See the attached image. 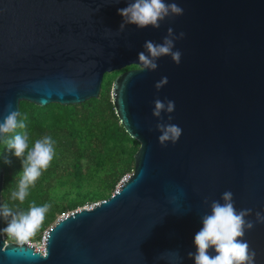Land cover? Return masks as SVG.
Returning a JSON list of instances; mask_svg holds the SVG:
<instances>
[{"label":"water","instance_id":"1","mask_svg":"<svg viewBox=\"0 0 264 264\" xmlns=\"http://www.w3.org/2000/svg\"><path fill=\"white\" fill-rule=\"evenodd\" d=\"M128 2L0 0V122L10 110L20 114L21 102L98 99L106 74L136 66L115 78L111 96L139 144L132 173L108 199L59 216L44 253L0 234V264H194L188 253L202 217L225 191L237 211L252 210L254 227L242 239L264 264V223L255 215H264V0H165L183 14L158 29L121 31L117 10ZM169 28L184 33L173 49L180 63L164 56L144 70L145 41L162 43ZM156 99L174 101V111L153 116ZM159 123L182 129L176 143H159ZM4 179L0 165L2 205Z\"/></svg>","mask_w":264,"mask_h":264},{"label":"trees","instance_id":"2","mask_svg":"<svg viewBox=\"0 0 264 264\" xmlns=\"http://www.w3.org/2000/svg\"><path fill=\"white\" fill-rule=\"evenodd\" d=\"M122 71L106 74L101 95L80 105L50 104L41 107L21 102L18 123L26 127L6 134L0 142V165L4 169V204L14 212H27L33 204L50 205L34 238L42 234L63 214L108 199L120 181L134 169V155L139 144L132 139L116 116L112 102L113 81ZM29 134V148L37 139L50 136L54 157L47 170L28 189L23 202L11 198L22 171V164L7 148V141L17 134ZM7 158L11 163H5ZM73 188L74 193L70 190ZM6 226L4 222V227Z\"/></svg>","mask_w":264,"mask_h":264},{"label":"clouds","instance_id":"3","mask_svg":"<svg viewBox=\"0 0 264 264\" xmlns=\"http://www.w3.org/2000/svg\"><path fill=\"white\" fill-rule=\"evenodd\" d=\"M123 18L120 30L123 31L127 25H135L138 29L148 26L158 29L160 22L170 16H180L183 9L177 3H165V0H134L128 2L127 7L117 10ZM184 33L174 35L171 28L162 43L145 41L144 51L138 53V61L144 70L155 71L158 68L157 60L164 56H170L177 65L181 61V52L173 51L174 42L182 39ZM168 83V78L162 77L155 84L157 90ZM11 109V105H9ZM175 109L174 101L163 102L160 99L154 101L153 116L161 118L162 112L172 113ZM17 111L10 110L8 115L0 122V140L5 139L6 134L14 132L17 127L25 128L23 123H18ZM171 120V116H169ZM161 135L158 137L161 145L167 142L173 144L178 141L182 129L175 124L159 123L156 125ZM54 141L50 136L37 139L34 145L29 148V134H17L13 139L7 141V148L12 154L21 160L22 171L18 174L19 180L16 190L12 191L11 198L23 202L28 195L30 186H34L42 172L47 170L54 157ZM5 163H11L5 158ZM221 203L213 200L210 204V214L202 217V228L194 236L195 252H189L188 256L194 260V264H255L256 253L250 249L249 244L242 238L245 230L254 227L252 221L246 220L251 215V209L237 211L234 207L233 193L225 191ZM205 203H208L205 200ZM50 205L45 203L42 206H31L27 212H14L10 207L0 204V218L6 226L0 229V234H7L8 237L23 244L35 235L45 219ZM256 222L264 223V215L256 214ZM213 250L215 255H210ZM43 258H46L44 256Z\"/></svg>","mask_w":264,"mask_h":264},{"label":"built area","instance_id":"4","mask_svg":"<svg viewBox=\"0 0 264 264\" xmlns=\"http://www.w3.org/2000/svg\"><path fill=\"white\" fill-rule=\"evenodd\" d=\"M94 205V204H93ZM93 205H91V206H86L87 208H91ZM4 240L6 241V242H14V243H17V244H19L16 240H14V239H12V238H10V237H8L7 236V234H4ZM41 240H38L37 242H32V241H27V242H25V243H23V244H27L28 246H30V247H33L36 251H39V252H41V253H44L45 252V248H44V243H45V236L43 237V239H42V242H40Z\"/></svg>","mask_w":264,"mask_h":264},{"label":"rangeland","instance_id":"5","mask_svg":"<svg viewBox=\"0 0 264 264\" xmlns=\"http://www.w3.org/2000/svg\"><path fill=\"white\" fill-rule=\"evenodd\" d=\"M128 175H130V174H128ZM70 192L71 193H74L75 192V190H73V188L70 190ZM95 204V203H94ZM92 204H89V205H86V206H91ZM85 206V207H86ZM61 216V215H60ZM48 229V228H47ZM45 232H46V230L43 232V234H42V237H41V241L40 242H42V239H43V237L45 236ZM30 241H32V242H37V239H35L34 238V240H33V238L32 239H29Z\"/></svg>","mask_w":264,"mask_h":264}]
</instances>
